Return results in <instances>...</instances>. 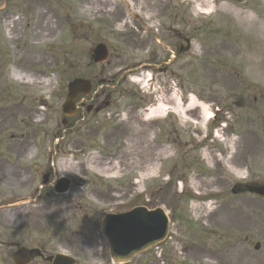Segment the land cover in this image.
<instances>
[{
    "label": "rangeland",
    "instance_id": "374dc122",
    "mask_svg": "<svg viewBox=\"0 0 264 264\" xmlns=\"http://www.w3.org/2000/svg\"><path fill=\"white\" fill-rule=\"evenodd\" d=\"M71 1L75 4V8L72 12H68L70 14H59L57 16L53 14L51 16L46 11L47 15L44 14L42 28L38 34V39H46L47 41L63 38L62 49L59 51V58L56 62L58 75H51V84L48 88H44L41 83L38 84L39 91L42 88L43 99L51 97L57 91H60V95L63 92L64 95V85L73 76L86 75V78L94 79L92 80L93 89L100 91L101 85L98 82L102 79L110 78L108 76L114 74L119 67L117 65L119 61L116 60L117 53H115L114 49L116 46H119V48L122 46L120 39L123 37L118 36V34L120 35L125 30L119 0H79V2L81 1L80 3L77 0ZM61 2L66 4L68 0H61ZM186 4L188 9V32L197 34L200 38V42L192 41L193 47L187 56V98L193 96L202 101L207 107H218L221 112L232 114L237 123L233 127L234 130L232 128L225 131V137H235L231 147L236 150L234 162L241 171L237 170L235 172L236 177L234 174L232 175L235 178H238L241 174L250 175L255 178L257 184H264V124L261 123V119L264 117V97H261L263 100H260L261 98L255 94H264V70L262 69L264 67V41L259 36L257 39L258 46H256L249 39L250 35L239 25L231 13L232 10L241 9L253 21L259 20L264 17V0H248L244 4L225 0H195L193 6L189 3ZM197 6L204 9L208 8L211 12L210 16L197 19L195 17V8ZM61 12L67 11L60 10L59 13ZM78 19L88 21L91 26L88 28V25H84L85 27L76 31L73 35L69 32L70 37L66 38L64 31H62L65 25L76 22ZM125 27L127 28V25ZM74 28L76 30V25H74ZM42 42L44 41L42 40ZM100 42L110 47L108 61L103 65L91 63L90 68L84 70V66L89 63V51L95 44ZM44 56L52 64H55L53 54H45ZM47 65L45 64L43 69ZM260 65L261 67H259ZM177 67L178 71L182 70L181 63ZM114 81V85L102 87L107 90H115L118 79ZM248 86L258 89V92L252 87L248 88ZM253 97H256L259 102L257 106L249 108L245 99L252 103ZM62 102L63 98L60 99L59 104V122L58 119L55 120L58 115L52 111V114L48 117V120H51L48 123L49 128L45 127L46 130H50L54 126L60 129V141L58 140L59 154L56 156L59 165L57 164L50 168L53 176L60 172L71 171L73 165V161H71L70 167L64 165L66 164L65 161L69 159V152L72 149V129L63 128L60 124V106ZM186 113L189 117H197V110H188ZM220 117L222 118V114ZM199 127L200 125H197L194 131L189 129L186 133L180 134L179 128L174 125L173 130L177 133L172 135V139H175L177 145L173 144L172 149L167 148L168 152L166 155L171 151L172 153L175 152L176 157H179L178 165L184 163L183 173H194L193 178L200 190L204 189L205 183L211 182L210 186L215 185L216 182L214 180L225 184L228 188L233 184V180L229 179L228 174L222 171L219 166L221 162H218L212 155H204L203 159L211 168V172L208 175L206 173L201 174L202 165L199 158L202 155L184 143V141L191 139L199 145L201 136L204 133ZM127 129H130V127ZM182 131L185 132L184 127ZM188 136L191 137L187 138ZM92 141L81 140L79 145L82 147L91 144ZM134 143H136L135 148L129 136L128 140H124L123 147L119 146V159L114 158L112 161H108L96 154L98 158L95 160L94 166L98 171L107 174L110 172L109 166H113L115 169H119V178L121 177L120 173L124 174V177L119 179V181L102 183V180L97 179L95 173L90 171L91 168L86 167V172L96 178L94 184L88 190L80 193L82 199L80 196H75L66 207L62 204L44 207L42 210V236H77L79 234L80 236H96L97 230L90 227L88 222L85 221L89 217H91V221L96 220L95 207L98 203L93 199V195L98 197L97 199L102 203H108L112 201L110 198H116V202L108 206L101 205L99 214L122 212L138 205H146L149 208L153 206L149 198V184H145V192L141 195H137L134 188H129V183H131L129 181L136 178L133 172L134 157L141 151L140 142L136 140ZM167 146L171 147L170 145ZM62 152L64 155L61 154ZM164 156L161 154L154 155L152 161H155V167L160 160L165 159ZM180 156L186 160H181ZM84 162L86 163V158H84ZM189 162L195 165L188 166ZM136 165L145 168L147 164L137 160ZM104 167L106 168L105 172ZM44 168L49 170L47 163L44 164ZM157 170L158 166L152 174L156 173ZM115 174L111 175L114 176ZM212 174L213 176H211ZM150 175V173L140 175V177H143L140 182H144V178H148ZM115 176L117 177V175ZM166 179L168 180V176ZM175 186L174 180V183L170 184L168 194L162 196L161 200L156 204H163L166 208L171 207V209L178 210L176 197L172 199L174 193L178 194L180 192L178 187ZM225 195H228V193H225ZM228 198L232 204L222 207L217 212L218 216L219 213L225 215L224 224L216 227L219 232L218 236H247L246 233H250L252 235V244L250 243L251 247L247 250L245 246L249 244L243 245L235 241L232 244L224 245L213 257L221 261H231L233 256L239 259L240 256L245 255V263L241 262V264H264V201L255 198L244 199L241 196L233 195H229ZM189 201L190 197L183 198L180 204L185 210L183 212L184 215L188 212ZM159 206L164 208L162 205ZM166 208L164 209L166 210ZM197 215L194 213V217H189L188 222L193 224L200 223L199 219L196 218ZM208 220L209 217L207 218V223ZM215 220L216 216H213L211 221L214 225H217L214 223ZM60 228H63L66 232L50 235L52 231L59 233ZM256 243L260 244L259 250L253 248ZM147 258L141 256L131 264H148ZM103 261L107 262L105 251L102 256L98 255L90 262L100 263Z\"/></svg>",
    "mask_w": 264,
    "mask_h": 264
},
{
    "label": "flooded vegetation",
    "instance_id": "af4514ba",
    "mask_svg": "<svg viewBox=\"0 0 264 264\" xmlns=\"http://www.w3.org/2000/svg\"><path fill=\"white\" fill-rule=\"evenodd\" d=\"M133 8L136 13H138L144 24L153 23L157 20L161 21L163 24H160V28L163 29L166 27L164 23L166 18L171 14L174 7V2L172 0H132ZM141 25H137L136 33H133V38L135 40L134 51L140 52L142 49H146V44L149 42L148 38L143 34H140L139 31L141 29ZM141 39L142 42L141 43ZM20 54L23 56V60L20 61L18 68L19 70L25 71L27 69V63L30 61L29 58H32V61H35L36 56L33 54H28L25 48L20 50ZM141 54V53H139ZM154 53H152L150 60L153 59ZM2 73H0V76ZM8 84V79L6 78L3 81H0V96L6 92V86ZM8 112L7 107H3L0 110V130L5 128L7 117L6 114ZM3 170L0 169V174L3 176ZM10 182H19L17 187H25L26 184L22 183V179H13ZM7 238H12L11 236H0V264H13L11 261V249L17 252V254H26L29 256L30 261L28 264H45L46 259L44 255V251L42 249V245L36 241H32L30 244H20L17 242H6ZM86 245L85 243L83 244Z\"/></svg>",
    "mask_w": 264,
    "mask_h": 264
},
{
    "label": "water",
    "instance_id": "95a60500",
    "mask_svg": "<svg viewBox=\"0 0 264 264\" xmlns=\"http://www.w3.org/2000/svg\"><path fill=\"white\" fill-rule=\"evenodd\" d=\"M73 90L76 92L78 87H73ZM158 215L136 210L123 216L106 217L102 232L110 245L112 257L126 261L161 240L165 236V227L162 232L158 230Z\"/></svg>",
    "mask_w": 264,
    "mask_h": 264
},
{
    "label": "bare ground",
    "instance_id": "6f19581e",
    "mask_svg": "<svg viewBox=\"0 0 264 264\" xmlns=\"http://www.w3.org/2000/svg\"><path fill=\"white\" fill-rule=\"evenodd\" d=\"M241 22L245 25H249L251 22L247 17H243L241 19ZM262 31L264 32V24H262L261 26ZM27 81H31V80H27ZM44 86H46L48 84V81H44L43 82ZM164 107V106H163ZM161 107V109L163 108ZM174 110H176L175 108H173ZM187 109L188 110H194V109H199L200 112H205V106H203L202 104H199L194 98H190L188 105H187ZM231 166V163L229 164ZM233 168V166H231ZM115 168L113 166H110V171H113Z\"/></svg>",
    "mask_w": 264,
    "mask_h": 264
}]
</instances>
